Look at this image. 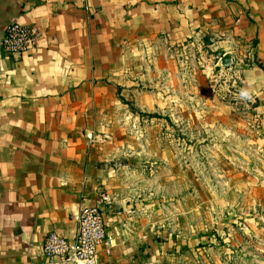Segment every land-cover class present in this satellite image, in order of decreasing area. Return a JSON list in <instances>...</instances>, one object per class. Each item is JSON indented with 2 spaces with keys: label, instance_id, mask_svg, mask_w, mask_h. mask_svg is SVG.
<instances>
[{
  "label": "crops",
  "instance_id": "crops-1",
  "mask_svg": "<svg viewBox=\"0 0 264 264\" xmlns=\"http://www.w3.org/2000/svg\"><path fill=\"white\" fill-rule=\"evenodd\" d=\"M12 22L41 37L19 61L0 45V264H44V237L73 239L100 189L110 236L117 171L98 132L127 45L201 39L216 68L229 54L248 84L264 78V0H0V41Z\"/></svg>",
  "mask_w": 264,
  "mask_h": 264
},
{
  "label": "rangeland",
  "instance_id": "rangeland-1",
  "mask_svg": "<svg viewBox=\"0 0 264 264\" xmlns=\"http://www.w3.org/2000/svg\"><path fill=\"white\" fill-rule=\"evenodd\" d=\"M222 53L199 39L117 58L98 132L117 171L109 262L264 264V78L216 68Z\"/></svg>",
  "mask_w": 264,
  "mask_h": 264
},
{
  "label": "built area",
  "instance_id": "built-area-1",
  "mask_svg": "<svg viewBox=\"0 0 264 264\" xmlns=\"http://www.w3.org/2000/svg\"><path fill=\"white\" fill-rule=\"evenodd\" d=\"M40 37L41 33L35 25L12 22L6 25L0 45L4 53L19 61L24 54L38 46ZM110 204L109 195L100 189L94 203L80 207L73 239L57 233L46 235L42 242L44 264H100L101 252L107 257L111 256L116 243L107 234L103 213L104 206Z\"/></svg>",
  "mask_w": 264,
  "mask_h": 264
},
{
  "label": "water",
  "instance_id": "water-1",
  "mask_svg": "<svg viewBox=\"0 0 264 264\" xmlns=\"http://www.w3.org/2000/svg\"><path fill=\"white\" fill-rule=\"evenodd\" d=\"M231 64V59H230V55L229 54H224L221 58H220V65L223 68H228Z\"/></svg>",
  "mask_w": 264,
  "mask_h": 264
},
{
  "label": "trees",
  "instance_id": "trees-1",
  "mask_svg": "<svg viewBox=\"0 0 264 264\" xmlns=\"http://www.w3.org/2000/svg\"><path fill=\"white\" fill-rule=\"evenodd\" d=\"M259 68H261L262 69V67L261 66H259ZM119 99H120V101L122 102V103H124V104H126V105H130L129 103H127V102H125L124 100H123V98H121V97H119ZM131 106V105H130ZM131 110L133 111V109L131 108ZM152 117H157V116H152Z\"/></svg>",
  "mask_w": 264,
  "mask_h": 264
}]
</instances>
